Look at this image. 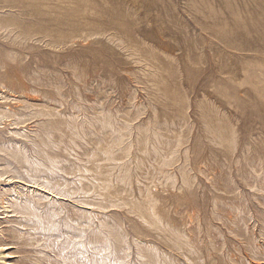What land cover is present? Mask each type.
<instances>
[{"label": "rangeland", "instance_id": "1", "mask_svg": "<svg viewBox=\"0 0 264 264\" xmlns=\"http://www.w3.org/2000/svg\"><path fill=\"white\" fill-rule=\"evenodd\" d=\"M0 264H264V0H0Z\"/></svg>", "mask_w": 264, "mask_h": 264}, {"label": "bare ground", "instance_id": "2", "mask_svg": "<svg viewBox=\"0 0 264 264\" xmlns=\"http://www.w3.org/2000/svg\"><path fill=\"white\" fill-rule=\"evenodd\" d=\"M4 248V247H3Z\"/></svg>", "mask_w": 264, "mask_h": 264}]
</instances>
